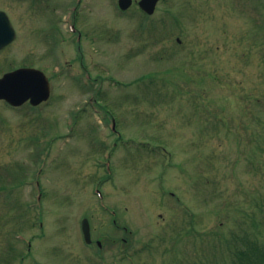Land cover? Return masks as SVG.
I'll return each mask as SVG.
<instances>
[{"label":"rangeland","instance_id":"obj_1","mask_svg":"<svg viewBox=\"0 0 264 264\" xmlns=\"http://www.w3.org/2000/svg\"><path fill=\"white\" fill-rule=\"evenodd\" d=\"M115 4L0 0L17 32L0 77L52 85L35 109L0 102V264H230L233 233L264 247V0Z\"/></svg>","mask_w":264,"mask_h":264},{"label":"water","instance_id":"obj_2","mask_svg":"<svg viewBox=\"0 0 264 264\" xmlns=\"http://www.w3.org/2000/svg\"><path fill=\"white\" fill-rule=\"evenodd\" d=\"M124 0L123 7L128 4ZM158 0H143L142 6L149 14L154 12ZM16 37L15 30L4 12H0V50ZM51 88L45 74L36 69H20L6 74L0 79V100L4 99L13 106H21L28 100L36 106L49 99ZM83 230L87 242H91L90 225L83 221Z\"/></svg>","mask_w":264,"mask_h":264},{"label":"trees","instance_id":"obj_3","mask_svg":"<svg viewBox=\"0 0 264 264\" xmlns=\"http://www.w3.org/2000/svg\"><path fill=\"white\" fill-rule=\"evenodd\" d=\"M249 236V233L242 237L234 233L229 237L220 235L219 239L231 259L230 264H264V247Z\"/></svg>","mask_w":264,"mask_h":264},{"label":"flooded vegetation","instance_id":"obj_4","mask_svg":"<svg viewBox=\"0 0 264 264\" xmlns=\"http://www.w3.org/2000/svg\"><path fill=\"white\" fill-rule=\"evenodd\" d=\"M140 1L141 0H133V4H132L130 9H141L140 8ZM68 12L71 13L72 23L75 24V12L74 11L70 12V9L68 10ZM4 236L6 237L5 233H4Z\"/></svg>","mask_w":264,"mask_h":264}]
</instances>
